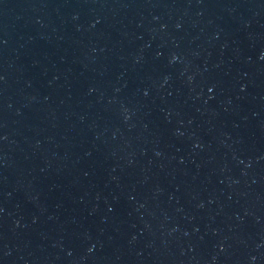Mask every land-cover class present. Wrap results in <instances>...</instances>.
<instances>
[{
  "label": "water",
  "instance_id": "water-1",
  "mask_svg": "<svg viewBox=\"0 0 264 264\" xmlns=\"http://www.w3.org/2000/svg\"><path fill=\"white\" fill-rule=\"evenodd\" d=\"M0 264H264V0H0Z\"/></svg>",
  "mask_w": 264,
  "mask_h": 264
}]
</instances>
